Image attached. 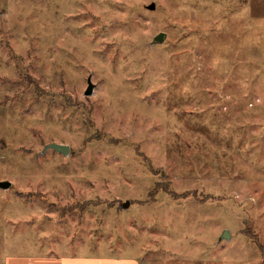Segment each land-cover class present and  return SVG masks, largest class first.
<instances>
[{"label":"rangeland","instance_id":"rangeland-1","mask_svg":"<svg viewBox=\"0 0 264 264\" xmlns=\"http://www.w3.org/2000/svg\"><path fill=\"white\" fill-rule=\"evenodd\" d=\"M6 179L0 264H264V0H0Z\"/></svg>","mask_w":264,"mask_h":264},{"label":"water","instance_id":"water-1","mask_svg":"<svg viewBox=\"0 0 264 264\" xmlns=\"http://www.w3.org/2000/svg\"><path fill=\"white\" fill-rule=\"evenodd\" d=\"M156 7L155 3H151L149 5V8L154 9ZM167 32L166 31H160L159 33H157L154 38L153 41L155 43H163L166 38H167ZM94 87H95V83L93 82L91 76L88 78V86L85 90L86 94H92L94 92ZM47 148H53L55 150L61 151L63 153H69L70 151V146L69 144H65V143H59V142H50L45 146V149ZM12 181L11 180H0V188H4L7 189L9 187L12 186ZM129 200L125 202V207H127L129 205ZM223 237H229V230L225 229V232L222 234Z\"/></svg>","mask_w":264,"mask_h":264},{"label":"trees","instance_id":"trees-1","mask_svg":"<svg viewBox=\"0 0 264 264\" xmlns=\"http://www.w3.org/2000/svg\"><path fill=\"white\" fill-rule=\"evenodd\" d=\"M260 248L263 250V254H264V246H263V244L261 245Z\"/></svg>","mask_w":264,"mask_h":264}]
</instances>
